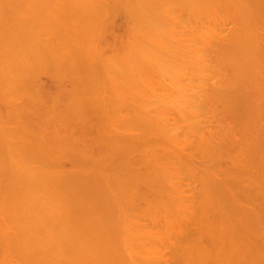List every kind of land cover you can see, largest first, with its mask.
<instances>
[{
	"label": "bare ground",
	"instance_id": "6f19581e",
	"mask_svg": "<svg viewBox=\"0 0 264 264\" xmlns=\"http://www.w3.org/2000/svg\"><path fill=\"white\" fill-rule=\"evenodd\" d=\"M0 264H264V0H0Z\"/></svg>",
	"mask_w": 264,
	"mask_h": 264
}]
</instances>
